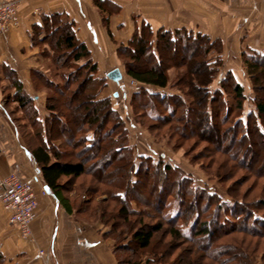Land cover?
<instances>
[{
	"label": "trees",
	"instance_id": "obj_1",
	"mask_svg": "<svg viewBox=\"0 0 264 264\" xmlns=\"http://www.w3.org/2000/svg\"><path fill=\"white\" fill-rule=\"evenodd\" d=\"M58 16H49L44 20L46 28L43 29L47 32V36L42 41L48 43L51 50L43 49V52L45 56H49L57 62L59 75L65 85L61 88L54 86L52 80L54 78L41 71L33 70L37 89L51 86L57 93L55 96H50L45 103V109L48 111L47 116L44 118L40 116L32 96L22 90L23 85L19 81H14L17 89L14 97L18 102V109L30 112L31 124L37 127L34 134L38 139V144L29 145L26 152L36 164L37 170L41 172L46 190L68 213H73L74 209L65 193L66 188L63 181L83 177L87 173L88 162L95 158V163L100 165L101 169L103 168L102 171H107L110 180L106 184H109L110 188L115 187L111 191V197L119 205L117 210L109 208L108 211L104 207L101 216L102 222L111 223L109 218L105 219L104 214L116 212L112 218L116 216L119 222H112L109 232H117V237L124 235L126 238L122 243L114 246V252L116 251L115 253L118 254L117 251L126 249L131 253L125 261L120 260V263L142 264V261L145 260H140V258L144 254H149L146 261L148 260L150 264H171L164 257L167 254L173 255V250L167 251L166 255L164 252L152 253L155 235L164 232L163 226L146 223L140 219H144L143 210L136 208L142 199L145 201L143 204L147 206L153 204V202L145 200L143 196H151L150 192H146L145 188H140L139 185L149 178L148 175H151L148 173L149 170H151L150 172L155 171L152 173L153 177H161V179L166 177L169 180L170 173L178 174V176L179 173L181 174L180 168L166 162L162 157L155 160L149 155L136 154L135 148L130 145L124 120L115 108L111 96H102L107 85V73L115 68L108 71L106 76H98L99 65L94 62L87 45L77 38L73 28L74 23H65L59 28H54L55 24L60 23ZM186 28L155 30L150 25L144 24L141 28H135L127 45H122L121 50L124 52L122 56L124 59H128L125 63V71L132 81L139 84L138 92L135 93L140 96L142 106L147 109H157L155 103L147 102L150 98L157 96L162 107L166 108L165 111L170 110L168 115L160 118L161 121L170 123L177 120L179 122L188 118L189 112H191L193 113L190 118L191 122L198 123L201 120L210 122L209 119H215V113L224 105L223 94L229 93L228 90H230V93H234L239 110H242L246 98L244 87L231 73L220 82L221 87L215 90L210 88V84L214 80V70L210 68L211 62L206 60V56L208 57V53L217 45L218 41H214L205 33ZM181 41L184 42L185 48L191 47L193 57L199 56L200 59L199 67H195L193 61L190 64L189 62L185 64L186 68L178 76L180 78L176 82L185 95L192 96L193 101L188 105L183 93L160 94L158 91L151 93L147 88L151 86L157 89H166L170 86L172 82L170 67L165 63L170 60L171 52L176 51V45ZM37 44L40 45L42 42L39 41ZM253 58V60L245 59V63L255 91L254 117H256V122L247 121L246 129L250 128V135L244 132V136L239 139L238 143H242L247 136L253 142L264 139V132L259 126L264 124V94L256 93L260 88L264 89V54ZM173 66L177 67V63ZM201 68H203L202 72H200ZM201 88H204L207 95L205 108H200L203 103ZM208 105H210L209 108ZM80 108H84L87 112L83 115L79 114L77 110ZM182 111L187 115L174 119V116L178 112L183 113ZM154 117L158 119L160 116ZM109 124L111 125L108 126ZM57 140H61V142L57 143ZM71 145V151L65 149ZM89 152L91 155L84 158V155ZM103 155L105 156L103 157ZM112 176H114L113 180ZM178 181L183 183L185 178L181 176ZM184 189V192L177 194L178 208L169 218L170 225H172L169 231L172 240L184 244L189 243L190 248L184 249V253L177 257L175 263L197 264L201 255H211L209 258L214 264H254L252 256L254 251L247 244L246 237H243L237 244L231 241L219 244L216 241L221 238L219 234L221 229L225 232L227 230L232 233L241 231L256 236L264 233V217L259 215L256 210L264 209V198L258 200L262 205H255V208L247 209L240 201H228L219 196L220 202L217 208L210 209V211L207 207H214L216 200L214 195L209 192L205 193L202 187L191 184L188 186L185 184ZM162 191L163 193L160 194L162 196L159 197L160 202L162 201V204L166 205L168 202L166 197L172 193L165 188H162ZM190 196L195 198V203L202 200L207 202L208 206L205 204L204 214L201 212L192 213L193 204H188L186 200ZM185 204L187 209L184 207ZM230 216L234 218L229 219ZM181 219L183 223L178 222ZM212 221H216L218 224L214 233H211L210 228ZM243 223L246 224L245 227H240L239 224ZM247 224H252V228H249ZM125 226L129 228L125 229ZM259 227H263V230L257 229ZM208 234H211L207 239L211 246L204 250L201 240H205L204 238ZM117 240H120L119 237ZM199 248L202 250V254L197 253ZM212 251H216L215 254H210ZM3 260V254L0 252V264ZM146 261L144 264H147Z\"/></svg>",
	"mask_w": 264,
	"mask_h": 264
},
{
	"label": "rangeland",
	"instance_id": "obj_2",
	"mask_svg": "<svg viewBox=\"0 0 264 264\" xmlns=\"http://www.w3.org/2000/svg\"><path fill=\"white\" fill-rule=\"evenodd\" d=\"M188 19L190 21V19L197 20L199 18L191 16V18L189 17ZM185 27L186 26L181 28ZM172 29L176 30L177 28ZM186 29H193L195 31L201 30L200 32L209 35L214 41H218L216 43L217 45L208 53V57L206 56V60H208L209 63L211 62L210 68L214 70V80L212 84H210V88L215 90L221 87L220 82L225 80L231 73L244 87L246 98L243 102L242 110H239L237 106L234 93H230V90H228L229 93L225 92L222 96L224 105L215 113V119H209L210 122H205L203 120L198 123L191 122L190 118L193 116L191 112H189L188 118L185 119L183 117L184 119L179 122L177 120H173L170 123L161 121L160 118L168 115L170 110L168 109L165 111L166 108L162 107L163 105L160 104V100L157 96L147 101L150 104L155 103L157 109H147L142 106V100L139 99L140 96L135 93L138 92L139 84H137L136 81H132L125 71V63L128 59H124L122 56L124 53L121 50L123 44L118 45L116 51L117 60L113 64L108 63L101 69L99 68L100 70L98 72V76L100 77L106 76V73L113 68H119L123 73V78L120 82H115L107 77V85L103 90L102 96H111L115 108L120 112L119 114H121L124 120L130 145L135 148L136 154L149 155L155 160L162 157L166 162L180 168L181 174L179 173L178 176V174L170 173L169 180L166 179V177L163 179H161V177L155 178L152 176V173L155 171L150 172L151 170H149L148 173L151 175H148L149 178H146L144 182L139 185L140 188H145L146 192H150L151 196H143L145 200L153 202V204L147 206L143 204L145 201L142 199L140 200L141 203H139V206L136 208L144 212V219H140L144 220L146 223L161 224L163 226L164 232L156 233L155 235L152 253L164 252L166 255L167 251L173 250V255L170 256L167 254V256L164 257V259L171 264H174L177 257L181 253H184V249L190 248L189 243L184 244L172 240L169 231L172 226L170 225L169 218L172 213L176 212V208H178L177 194H181L185 191V184L187 186L191 184L192 186L202 187L205 193L209 192L216 197L215 204L213 205L214 207H207L209 210H213L215 207L217 208L220 202L219 196L228 201H240L247 209H253L255 205H260L261 202H258V200L264 198V149H261L264 148V139L253 142L250 141L247 136L242 143H238L239 139L244 136V132L250 135V128L246 129L247 121L256 122V117H254L255 91L245 59L253 60L254 56L257 58L264 54V28H192L191 24H189ZM131 34L133 35L134 33L131 32ZM176 46V51L174 52L172 50L173 52L170 54V60L165 63L166 66L170 67V75L172 78L170 86L166 89H157L149 86L147 87L149 92L154 93L158 91L160 94L173 92L178 94L183 93L176 85L178 78H180L178 76L184 72L186 68L185 64L188 62L190 64V62L193 61L196 67L199 65L198 61L200 59L199 56L193 57L191 47L185 48L183 41ZM175 63H177V67L173 66ZM43 68L49 73L51 78H54V86L61 88L65 85L63 79L59 75L60 71L57 67V62L50 61L44 64ZM202 69L203 68H201L200 72H202ZM10 82L13 84V88L7 86L8 82H0V87L4 88L5 95L11 92L13 93L15 90L13 80L11 79ZM31 85L37 90L34 80L31 81ZM28 86L30 87L29 83ZM38 90L41 93V95L38 93V96H36L34 89H29L28 91L36 96L37 99L31 95L35 105L38 107L40 116L44 118L48 115V111L45 113L41 112V101L42 103H46L50 96H55L57 93H55L54 88L51 86L41 87L38 88ZM256 93L258 95L264 94V89L260 88ZM184 98H186L188 102L187 105L193 101L191 95L184 94ZM206 98L207 95L204 92V88H201V99L203 103L202 106L199 105L200 108H205L207 102ZM14 106L12 102L8 105H4V107L11 112V114L5 112V115L11 121L13 134L21 141L23 150L26 151L29 145L38 144V139L34 134L37 127L31 124L30 112H20L18 109H15ZM209 106L210 105H208V108ZM77 111L81 115L87 112L84 108H80ZM251 112L252 114L250 115ZM158 115L160 117L156 119L157 117L154 116ZM183 115L185 116L187 114L185 112H178L174 116V119H178ZM110 125L111 124L108 126ZM259 126L264 132V124ZM60 142L61 140H57V143ZM70 148H72V145L65 147L68 151L72 150ZM90 155L91 152L84 155V158H88ZM104 156L105 155H103V157ZM95 161V158H92L88 162V170L83 177L63 181L66 188L65 193L71 201L74 213L88 222L93 232H98V235L105 240L112 241L115 246L116 244L122 243L123 239L126 238L124 235L118 236L120 239L118 241L117 232L112 231L115 234L109 232L112 228V222H119L116 216L112 218L113 215H116V212L108 213L105 211L107 212V214H104L105 219L109 218L111 221L109 224H105L102 222L103 219H101L103 215L102 209H104V207L107 208L108 211L109 208L112 210H117L119 208V205L115 203L111 197V191H113L115 187L110 188L109 184H106L109 182L110 177L107 175V171L103 172V168L101 169V166L95 163ZM181 176L185 178L183 183H179L178 181ZM111 179L113 180L114 176H112ZM162 188L172 193V195L166 197V199H168L166 205L162 204L159 198L162 196L160 194L163 193ZM186 200L188 204H193L192 213L201 212L204 214L203 211L206 209L204 207L205 204L208 206L206 201L202 200L195 203V198H192V196L188 197ZM184 207L187 209L186 204ZM256 210L259 215L264 217V209ZM231 218L233 219L234 217L230 216L229 219ZM178 222L183 223L182 219ZM217 225L216 221H212L210 227L212 230L211 233H214ZM245 225L244 223L239 224L240 227H245ZM186 226H188V224H186ZM248 227L252 228V224H249ZM127 228L129 227L125 226V229ZM257 229L263 230V227ZM219 234L221 238L219 241H216L219 244H225L230 241L237 244L243 237H246L248 239L247 244L254 251H252L254 264H264V233L256 236L241 231L232 233L230 230H227L225 232L221 229ZM209 235L211 234H208L206 238H204L205 240H201L202 249L204 250L209 249L211 246L210 241H207ZM197 251L198 254H202L200 248ZM117 252L118 254L115 253V256L119 264H126L123 262L120 263V260L125 261L128 256H130V251L121 249ZM215 252L212 251L210 254H215ZM148 255L149 254H144L140 260L146 261ZM210 256L201 255V257L198 258V263H196L214 264L211 258H209ZM145 261H142V264H144ZM147 261L146 263L150 264L149 261ZM1 264H3V262Z\"/></svg>",
	"mask_w": 264,
	"mask_h": 264
},
{
	"label": "crops",
	"instance_id": "obj_3",
	"mask_svg": "<svg viewBox=\"0 0 264 264\" xmlns=\"http://www.w3.org/2000/svg\"><path fill=\"white\" fill-rule=\"evenodd\" d=\"M54 15L60 20L54 28L74 23L77 38L87 45L101 69L117 60L118 45L127 44L131 32L144 24L155 30L189 24L192 28H264V0H20L19 25L8 32L0 31L1 83L8 82L7 86L13 88L11 79L19 81L27 94L35 98L41 95L31 81L35 79L33 70L49 75L43 65L53 60L44 55L43 49L51 50V46L42 39L47 36L44 20ZM191 16L199 19L189 21ZM39 41L42 44H37ZM27 89H34L36 96ZM16 91L15 86L13 93L5 95L0 87V178L11 172L26 180L37 176L38 181L33 182L39 207L31 224L32 238L26 239L10 224L0 198L3 264H119L114 243L93 232L90 224L74 212L68 213L46 190L41 172L23 150L5 115L11 114L4 107L10 102L18 109ZM44 105L41 101L40 109L45 113Z\"/></svg>",
	"mask_w": 264,
	"mask_h": 264
},
{
	"label": "built area",
	"instance_id": "obj_4",
	"mask_svg": "<svg viewBox=\"0 0 264 264\" xmlns=\"http://www.w3.org/2000/svg\"><path fill=\"white\" fill-rule=\"evenodd\" d=\"M20 0L0 1V31L8 32L20 23ZM33 179H22L15 172L0 178V198L11 225L19 229L23 238H32L31 224L37 217L39 198ZM43 195H47L45 189ZM42 253V252H41Z\"/></svg>",
	"mask_w": 264,
	"mask_h": 264
},
{
	"label": "water",
	"instance_id": "obj_5",
	"mask_svg": "<svg viewBox=\"0 0 264 264\" xmlns=\"http://www.w3.org/2000/svg\"><path fill=\"white\" fill-rule=\"evenodd\" d=\"M107 76L115 82H120L123 78V74L119 68H115L107 73Z\"/></svg>",
	"mask_w": 264,
	"mask_h": 264
},
{
	"label": "bare ground",
	"instance_id": "obj_6",
	"mask_svg": "<svg viewBox=\"0 0 264 264\" xmlns=\"http://www.w3.org/2000/svg\"><path fill=\"white\" fill-rule=\"evenodd\" d=\"M38 178V177H37Z\"/></svg>",
	"mask_w": 264,
	"mask_h": 264
}]
</instances>
